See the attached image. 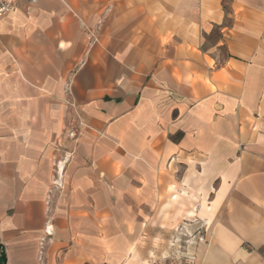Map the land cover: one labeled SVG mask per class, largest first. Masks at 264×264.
I'll list each match as a JSON object with an SVG mask.
<instances>
[{
	"label": "crops",
	"instance_id": "1",
	"mask_svg": "<svg viewBox=\"0 0 264 264\" xmlns=\"http://www.w3.org/2000/svg\"><path fill=\"white\" fill-rule=\"evenodd\" d=\"M10 1L0 264H264V0Z\"/></svg>",
	"mask_w": 264,
	"mask_h": 264
},
{
	"label": "rangeland",
	"instance_id": "2",
	"mask_svg": "<svg viewBox=\"0 0 264 264\" xmlns=\"http://www.w3.org/2000/svg\"><path fill=\"white\" fill-rule=\"evenodd\" d=\"M189 224L190 221H185ZM188 231L183 230L177 237H171V242L173 239H178L175 246H170L169 252H159L155 256V264H190L192 257L191 245L188 244L191 236L188 235ZM174 244V243H173Z\"/></svg>",
	"mask_w": 264,
	"mask_h": 264
},
{
	"label": "built area",
	"instance_id": "3",
	"mask_svg": "<svg viewBox=\"0 0 264 264\" xmlns=\"http://www.w3.org/2000/svg\"><path fill=\"white\" fill-rule=\"evenodd\" d=\"M39 0H20L23 4H35ZM13 9V3L10 0H0V17L7 15Z\"/></svg>",
	"mask_w": 264,
	"mask_h": 264
},
{
	"label": "trees",
	"instance_id": "4",
	"mask_svg": "<svg viewBox=\"0 0 264 264\" xmlns=\"http://www.w3.org/2000/svg\"><path fill=\"white\" fill-rule=\"evenodd\" d=\"M1 259H2V264H4L5 257H4V254H3V252L1 253Z\"/></svg>",
	"mask_w": 264,
	"mask_h": 264
}]
</instances>
